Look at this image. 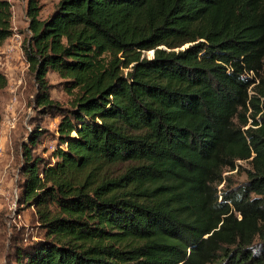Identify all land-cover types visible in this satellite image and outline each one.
<instances>
[{"label":"trees","instance_id":"1","mask_svg":"<svg viewBox=\"0 0 264 264\" xmlns=\"http://www.w3.org/2000/svg\"><path fill=\"white\" fill-rule=\"evenodd\" d=\"M39 11L27 0L22 51L33 107L58 119L56 148L37 154L39 128L23 144L18 201L38 238L9 262L264 264V0H60L46 19ZM11 18L0 0V47ZM48 74L64 81L67 106ZM238 162L247 181L219 200Z\"/></svg>","mask_w":264,"mask_h":264},{"label":"rangeland","instance_id":"2","mask_svg":"<svg viewBox=\"0 0 264 264\" xmlns=\"http://www.w3.org/2000/svg\"><path fill=\"white\" fill-rule=\"evenodd\" d=\"M11 4V25L13 35L0 47V70L7 77V86L0 90V264H11L6 254L15 246H23L38 238V230L25 207L19 203V181L23 144L36 128L43 133L36 152L47 155L56 148L54 136L58 119L40 114L33 107L36 91L33 76L23 57L22 45L29 36L27 0H7ZM60 0H39V16L46 19L57 7ZM9 49H13L10 53ZM152 54L148 53V57ZM47 79L51 97L62 106H67L70 97L64 90V81L53 74ZM19 82L20 85H19ZM12 88L15 95L11 94ZM16 97L17 104L10 109V100ZM123 166L110 168L103 172L105 177L122 173ZM248 163L238 162L232 171L223 173V182L216 186L219 200L223 191H229L247 181ZM20 175V176H19ZM37 226V225H36Z\"/></svg>","mask_w":264,"mask_h":264},{"label":"built area","instance_id":"3","mask_svg":"<svg viewBox=\"0 0 264 264\" xmlns=\"http://www.w3.org/2000/svg\"><path fill=\"white\" fill-rule=\"evenodd\" d=\"M13 49H9L8 52H12ZM21 82H19V85H20ZM11 94L14 96L15 95V91L14 89L12 88V92ZM17 104V99L16 97H13L11 100H10V109H12L15 105ZM0 194H1V188H0Z\"/></svg>","mask_w":264,"mask_h":264}]
</instances>
